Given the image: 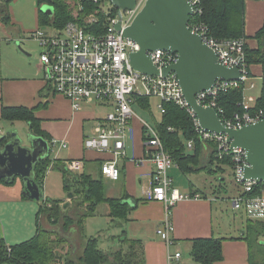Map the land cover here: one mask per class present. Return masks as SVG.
<instances>
[{"label": "built area", "instance_id": "obj_1", "mask_svg": "<svg viewBox=\"0 0 264 264\" xmlns=\"http://www.w3.org/2000/svg\"><path fill=\"white\" fill-rule=\"evenodd\" d=\"M134 1L131 10L118 9L112 6L110 1V8L104 10L99 0H93L98 8L94 13L84 17V26L70 21L61 30L50 27L47 30L38 28L30 35V39L36 41L41 49L39 65L45 83L56 95L68 100L73 111L80 110L83 103H97L98 106L111 110L103 119V125L96 129V135L84 140V149L110 154L112 158L101 165L100 173L109 180L117 181L119 178L117 163L120 159L126 158L125 140L130 122L134 118L132 105L138 98H156L159 101L158 110L162 115L164 105L174 103L185 109L192 118L193 126L201 139L216 145L218 158L231 156L232 180L238 190L229 198L232 210L243 214L251 221L264 220V196L250 195L258 186H261L263 192L264 182L244 178V169L247 166L245 152L239 148H231L226 141V135L203 131L194 111L182 95L175 74L162 75L163 69L177 62V54L163 50L147 52V57L159 72L157 75L144 74L132 68L129 56L138 52L140 47L136 42L125 38L123 30L130 26L146 0ZM185 1L192 9L187 25L189 31L200 36L202 42L212 49L221 66L236 68L239 72L238 80H216L209 90L195 96L196 103L203 108L213 109L223 127L227 129L239 130L246 125L264 121V109H254L255 103H250V99L243 98V95L241 112L231 117L223 116V110L217 104V97L241 85L245 86L250 80L245 55L246 43L244 38L218 40L212 37L207 26L200 20L202 14L200 0ZM79 11H82L80 4L77 9L78 13ZM99 12L106 17L103 29L87 31L85 26L97 24ZM118 22L121 23V31L116 29ZM248 87L252 89L254 84L250 83ZM141 125L145 129L144 145L148 160L153 166L146 195L149 200L160 203L165 213L164 221L157 228L156 234L168 249L167 264H179L181 254L170 251L174 246V239L171 237L174 232L171 210L177 202L187 196L173 186L170 172L175 164L164 149L156 127L143 122ZM56 143L55 140H50V147L54 148ZM59 145L63 149L67 147L65 142ZM187 148H192V142L187 143ZM65 168L73 173H80L83 170V163L81 160H71L66 163Z\"/></svg>", "mask_w": 264, "mask_h": 264}, {"label": "crops", "instance_id": "obj_2", "mask_svg": "<svg viewBox=\"0 0 264 264\" xmlns=\"http://www.w3.org/2000/svg\"><path fill=\"white\" fill-rule=\"evenodd\" d=\"M37 17L38 12L36 16L38 23ZM5 25L8 24L0 21V49L4 44H8ZM263 25L264 0H244L245 38H241L245 40V47L249 49L258 48L259 43L253 36L260 31ZM16 39L21 38L17 37ZM7 46L13 52H18L12 44ZM248 67L250 80L261 81V66L249 65ZM38 68L41 70L40 65H38ZM2 71L3 65H0V135L8 136L11 134L4 132L7 126L6 123L12 124L9 125V130L15 129L13 121L2 119V107H26L31 109L37 105H42L41 108L36 110L35 117L40 120V129L48 136V139L40 138L46 142L49 151L48 156L52 160L49 170L55 169L53 168L54 162L66 165L68 161L81 160L83 163L82 172L92 177H98L101 165L105 161L110 160L112 156L108 153L86 150L83 144L85 139L96 135V129L103 125L104 115L99 113V116H96L95 113H89L83 107L78 111H73L68 100L55 95L49 88L43 79V75L42 78H39L38 71L35 74L31 71L27 76H22L26 75L27 71L24 74L19 70L11 73L10 76H3ZM253 84L254 88L250 89L248 87L250 90L255 89V83ZM260 94L261 87L258 95L253 94L248 97L250 103H255L256 105ZM98 108L109 109L100 106ZM25 124L28 128V134L33 135L28 123L25 122ZM12 133L17 134L16 132ZM50 140L57 142L54 148L50 147ZM61 142H65L67 147L64 149L60 148L59 144ZM125 154L126 158L120 159L117 163L119 169L117 181H112L102 176L106 196L118 198L125 193L127 195L125 201L131 208L126 220L113 221L117 222L115 225L121 232H125V237L143 242L145 264H167L166 254L168 249L156 234L157 228L164 221L165 213L160 203L149 200L146 195L153 166L148 160L143 141L142 125L138 119L133 118L130 122L128 135L125 140ZM175 170L178 169L176 167L171 169L170 175L172 178L173 172H176ZM227 170L222 177L218 175L215 177L207 176L206 178L199 177L193 183L184 184L182 182L176 188L178 190L181 188L182 191H179L187 196V198L177 202L171 210V221L174 225V232L171 237L174 239V246L170 248V251L181 254L179 264H197L191 260L189 255L190 241L209 237L223 239L222 259L215 264H253L251 246L245 239L248 219L243 214L235 212L243 216L245 222L241 228L235 225L232 226L235 233H230L228 230V227H231L230 221L225 216L224 204L226 200H229L231 196L238 192L237 188L235 190L232 180L230 184H227L225 180L222 185L227 191L226 194H223V192L220 194L214 193L216 188L224 191L223 186L218 185L217 177L222 182V179H225V175L229 173L232 179L231 170ZM58 172L60 173L62 187V174L59 170ZM46 178L45 176L41 188L43 199L60 200L62 201L61 206L67 202L70 204L71 199H68L67 196H53L54 198L52 199L46 194L49 187L44 185ZM2 180L4 179L0 180V239H3L10 246L24 242L34 236L36 232V215L40 202L24 198V185L20 179H15L11 185H8L5 181L2 182ZM107 189L109 193H107ZM261 194L264 196V191ZM103 205L105 206L103 215L112 221L108 216V205ZM256 222L264 223V220ZM258 242L260 245H264V235L258 237Z\"/></svg>", "mask_w": 264, "mask_h": 264}, {"label": "trees", "instance_id": "obj_3", "mask_svg": "<svg viewBox=\"0 0 264 264\" xmlns=\"http://www.w3.org/2000/svg\"><path fill=\"white\" fill-rule=\"evenodd\" d=\"M13 0H0V21L10 23L8 6ZM110 0H99V3ZM82 6L77 17L72 15L73 8L68 0H36L39 8L47 5L52 9V15H46L38 9L39 28H54L61 30L70 22H77L84 26L85 16L94 13L98 5L93 0H75ZM202 14L200 20L207 26L212 37L218 40L245 38L244 33V0H200ZM97 24L87 25V31L102 30L105 24V15L97 14ZM32 33V32H31ZM264 25L253 38L259 43L258 48L245 47L246 63L260 65L262 69L261 94L256 101L254 109H264ZM244 85L231 89L217 97V104L223 110V116L231 117L241 112V101ZM56 95V94H55ZM136 103L143 109L149 110V98H138ZM42 105L31 109L26 107H2L1 117L7 121H24L33 135L48 139L45 132L40 129V120L35 112ZM164 113L160 121L155 123L164 149L171 156L175 167L184 175L204 172L209 176L222 177L226 169L233 175L231 156L217 157L216 145L204 141L196 132L192 118L174 103L164 105ZM171 128L172 130H168ZM143 141L145 129L142 128ZM192 142V148L187 143ZM52 160L49 156L39 159L33 167V179L42 188L43 180L50 168ZM55 169L62 174V187L65 193H72L71 203L66 209L61 206L62 201L44 198L40 201L36 215V232L34 236L19 244L8 246L0 239V264H145L143 242L128 239L123 231L119 236V245L111 252L98 248V239L84 235V225L88 218L95 216L96 209L101 204L109 207L108 216L113 220H126L131 208L126 203L127 195L123 193L118 198H109L105 194L104 181L101 173L92 177L85 172L73 173L64 164L54 162ZM226 168V169H225ZM218 185L223 186L225 179L217 177ZM4 182V180H2ZM233 182V181H232ZM11 185L12 182L7 183ZM234 185V184H233ZM235 187V186H234ZM216 188V187H215ZM222 188V187H220ZM216 188L215 194H226L225 187ZM237 187H235L236 190ZM261 186L254 188L251 196L261 194ZM26 198V197H24ZM48 204V207L44 205ZM245 239L252 245V238L258 241L264 235V223L247 220ZM83 235V247L77 244L72 234ZM221 238H198L190 241V258L197 264H215L222 259ZM82 251L76 257L78 250ZM60 249V250H59Z\"/></svg>", "mask_w": 264, "mask_h": 264}, {"label": "water", "instance_id": "obj_4", "mask_svg": "<svg viewBox=\"0 0 264 264\" xmlns=\"http://www.w3.org/2000/svg\"><path fill=\"white\" fill-rule=\"evenodd\" d=\"M110 3L118 9L131 10L135 1L110 0ZM191 13L192 9L185 0H146L130 26L123 30V36L140 47L138 52L129 56L131 66L141 73L157 75L159 72L147 57V52L163 50L177 54V62L163 69L162 75L175 74L182 95L203 131L224 134L231 148L245 152L247 166L244 178L264 182V121L239 130L227 129L213 109L203 108L195 101L198 93L209 90L218 79L238 80L239 72L236 68L221 66L212 49L202 42L200 36L189 31L187 25ZM116 29L121 31L120 22ZM48 153L47 144L40 137L28 134L21 139L15 133L0 135V180L10 183L20 179L24 185V197L40 202L43 195L33 179V167ZM67 197L72 199V193ZM68 206L67 202L63 209Z\"/></svg>", "mask_w": 264, "mask_h": 264}, {"label": "rangeland", "instance_id": "obj_5", "mask_svg": "<svg viewBox=\"0 0 264 264\" xmlns=\"http://www.w3.org/2000/svg\"><path fill=\"white\" fill-rule=\"evenodd\" d=\"M68 4L73 8L72 15L77 17V9L78 5L76 4L75 0H68ZM102 4V3H101ZM104 6V10H107L110 8L109 2H104L102 4ZM38 9L46 14L51 16L52 15V9L51 7L47 5H41L39 8L36 5V0H13L10 5L8 6V12L11 17V22L8 25H5L7 28V34H6V41L7 45L12 44L15 46L17 53L13 52L9 46L4 44L1 46L0 49V65H3V76H10L11 73L16 71H22L24 74L27 71V76L31 71L35 74V72L38 71L39 78H42L43 72L42 70H39V55L41 52L40 47L38 46L37 42L30 39L31 32L35 31L39 28V25L36 20ZM41 29L47 30L48 27H42ZM17 37H20L21 39H16ZM11 41V42H10ZM253 82L255 83V89L250 90L248 88V85ZM261 87V81L260 80H254L251 79L247 81L246 85L243 88V98H248L249 96H252L253 94L258 95L260 92ZM159 101L156 98H149V110L143 109L138 103H134L132 105V113L134 119H138L140 122L147 123L151 127H155V123L160 121L161 115L160 111L158 110ZM83 109H87L89 113H95L96 116H99V113L105 116L110 109H100L98 108L97 103H83L81 105ZM6 129H4V132L6 133H12L16 132L18 137L21 139H25L28 135V128L26 127L25 122L17 121L13 122V125L15 126V129L9 130V125H12L10 123H6ZM227 170V169H226ZM176 172H173V186L175 188H178L180 183L188 184V182H195L197 178H206L209 176L206 173H199L197 175L195 174H187L184 175L178 170H175ZM228 171V170H227ZM46 179L44 182L45 186H49L46 194L50 198H54L53 196H61L64 195L65 197L68 196L69 193H64L63 187H61V181H60V173L58 170L53 169L49 170V172L46 175ZM225 180L227 184L231 183V178L229 176V173L225 175ZM233 181V180H232ZM111 184V183H110ZM112 185V184H111ZM179 190L182 191L180 188ZM107 193H109L107 189ZM45 207H48V204L44 205ZM225 206V216L228 217L230 221L231 227H228V230L230 233H235V231L232 229V226H237L238 228H241L243 223L245 222V218L243 216H240L239 214L235 213L231 208V202L229 200H226ZM105 206L99 205L97 207L96 215L94 217H90L87 219L85 226H84V235L86 237H95L98 239V248L105 252H111L112 250L116 249L118 247V238L121 235V231L119 228L116 227V223L114 221H111L109 218L105 217L103 215ZM74 237L75 242L79 243L80 246L83 245V235L77 234L76 230L75 233L72 234ZM252 245L250 248L251 251V260L253 264H264V245H260V243L257 241L255 242L254 237L251 239ZM77 243V244H78ZM82 244V245H81ZM83 247V246H82ZM60 250V249H59ZM81 250L79 248L78 253L76 254V257H78L81 254ZM173 253V252H172ZM185 254V253H184Z\"/></svg>", "mask_w": 264, "mask_h": 264}]
</instances>
